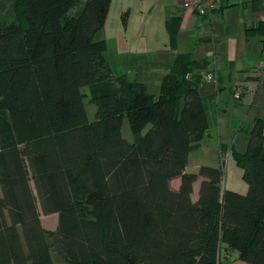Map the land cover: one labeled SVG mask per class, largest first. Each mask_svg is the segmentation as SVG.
<instances>
[{"label":"trees","instance_id":"16d2710c","mask_svg":"<svg viewBox=\"0 0 264 264\" xmlns=\"http://www.w3.org/2000/svg\"><path fill=\"white\" fill-rule=\"evenodd\" d=\"M9 1L12 15L0 16V264H221L224 245L264 264V118L244 152L230 150L246 192L223 188L224 160L186 170L213 125L215 97L200 93L209 58L176 51L181 17L167 21L176 55L156 95L116 74L108 41L96 39L112 0ZM246 31L264 34V22ZM231 78L213 76L219 90ZM40 207L58 214L56 228Z\"/></svg>","mask_w":264,"mask_h":264},{"label":"rangeland","instance_id":"374dc122","mask_svg":"<svg viewBox=\"0 0 264 264\" xmlns=\"http://www.w3.org/2000/svg\"><path fill=\"white\" fill-rule=\"evenodd\" d=\"M172 4H174L172 0H112L105 26L96 34V39H106L108 41L107 55L116 74L125 72L128 63L126 56L116 52L121 44L120 39L125 34L124 17L126 15L124 14L126 12L131 13V28L129 27L131 35L128 37L129 45L127 49L129 55L131 54L129 64H134L132 62L134 60L137 64L141 63V68L145 69L148 66H156L157 64L170 65L173 63L175 54L167 25L173 11L170 7ZM11 15V1L0 0V16ZM241 16L237 7H230L228 14L225 16L220 14L212 20V23L209 21L196 22L191 28L192 31L184 33L180 38L177 36L176 44L183 51L191 50L195 53L205 52L210 54L209 60L212 62L223 58L227 48L231 51L238 49L239 53L244 56H253L260 59L261 54L264 53V34L259 32L256 35H245L246 27L240 22ZM212 27L223 35L215 38L214 42L211 40L199 41L206 32L209 36L212 35ZM122 67H125V70H122ZM155 73L157 77V70L151 74L155 76ZM231 83V86L228 87L229 98L238 99L241 88L240 86L234 88ZM155 87L152 83L149 91L158 94L159 91ZM200 88L206 98L217 96L218 88L214 80L203 81ZM210 111L215 117V121L209 129L211 135L204 136L201 139L200 146L191 151L189 158L190 170L198 171L197 167H194L198 162L212 166L223 164L219 143H227L230 145V149L222 147L224 151L229 150L227 157L225 153L223 154L226 157L223 170V188L246 192L247 183L242 177V169L235 163L230 150L232 147L241 152L246 150L250 138V128L254 121H240L245 116V112L239 106L237 100L226 106L220 103L217 98L216 104H212ZM87 112L89 119H94L96 104L88 102ZM149 126L143 132H146ZM122 132L128 139L133 138L127 117L124 119ZM199 182L195 188V198H197ZM177 183V180H173V185L176 186ZM39 209L43 224L48 228H56L58 214H45L41 207ZM245 264L248 263L245 262Z\"/></svg>","mask_w":264,"mask_h":264},{"label":"crops","instance_id":"0c3cea01","mask_svg":"<svg viewBox=\"0 0 264 264\" xmlns=\"http://www.w3.org/2000/svg\"><path fill=\"white\" fill-rule=\"evenodd\" d=\"M172 1L174 4L170 5V7H172L173 9L171 16L177 14L181 17L180 27L178 30L179 38L184 33H188L192 31L191 28L193 27L194 24H196V22L204 23V22L209 21L210 23H212V20L220 16V14L224 16L228 14L230 7H234V6L237 7L239 14L242 15L240 17V22L244 24L246 29L250 27L258 26L261 22H264V5L260 1H259L260 2L259 5H255V3L258 0H229L224 5L220 6L217 10L213 11L210 16H201L194 11L183 9L181 6V0H172ZM129 27L131 28V13H128L127 22L125 23V27H124L125 34L120 39L121 44L116 51L118 54L122 56H126L128 58L126 70H125V67L121 68L122 70H125V72H122V73H126L129 79L131 80H138V81L144 82L147 85L148 89L150 85L154 83V85L156 86L155 89H158V91L160 92V87H161L163 78L170 70L172 64L170 65H167V64L158 65L157 64L156 66H148L145 69L141 68L142 67L141 63L137 64V62L134 60L132 61L134 64H129L130 57H131V54L129 55V50H127L128 45H129L128 37L131 35L129 33ZM212 31L213 32L211 36H209L206 32V34L203 35V37L200 38L199 41L211 40L214 42L215 38L223 35L221 34V32L214 30V28L212 29ZM245 32H246L245 35L249 36L247 34V31ZM256 34H259V32L253 35H256ZM176 51L191 52L195 58L211 57L210 54H206L205 52L195 53L194 51H191V50L183 51L179 47L177 48ZM176 51L174 50L175 55H176ZM223 56H224L223 58L217 61L212 62L210 60V64L208 65V71L210 72H208V74L213 77L217 73H230L231 72V75H232L231 84L234 86V88H236L237 86L244 88V92L242 94L241 99L240 100L234 99V100H237V102L239 103V106L243 108L245 112V116L240 121L251 122V121H254L255 118L257 117L264 118V84L261 83V80L258 78V77H261L260 75L262 73L261 66L264 64V53L261 54L260 59H257L253 56H244L240 54L238 49L231 51L227 48V51ZM156 70L158 71L157 77H156V73H155V76L151 74L152 72H156ZM150 75H153V76H150ZM210 80H214V82L217 83L215 79H210ZM217 88H218V84H217ZM228 89H229L228 87L223 88L222 90L218 89V93H217V96L215 97V101L211 102L210 107H212V104H216L217 98L220 103L226 106L232 101H234L233 99L229 98ZM152 93L156 94L155 92H152ZM200 93L202 96H204L203 93L201 92V88H200ZM214 121H215V117L213 116V122ZM210 135H211V132L210 130H208L204 136L207 137ZM219 146H220L219 147L220 154L223 156V160L225 162L229 150L225 153L226 155L225 157V155L221 153V148L224 146V148L230 149L229 147L230 145H228L227 143H219ZM189 158H190V154H189ZM201 165H203L202 162H198L197 164H195L194 167H197V169L199 170ZM190 169L191 168L189 167V159H188L186 170L195 171V170H190ZM174 180H177L178 185L180 184V178H175ZM198 181H201V178H199L195 182L194 188H196ZM199 186H200V182H199ZM221 264H245V261L239 259V260H234V261H224Z\"/></svg>","mask_w":264,"mask_h":264},{"label":"built area","instance_id":"2783aa9c","mask_svg":"<svg viewBox=\"0 0 264 264\" xmlns=\"http://www.w3.org/2000/svg\"><path fill=\"white\" fill-rule=\"evenodd\" d=\"M229 0H181V6L185 10H191L201 16H210L211 13L224 5ZM264 5V0H260ZM203 78L206 80L213 79L209 74L203 73ZM238 258V253L226 249L223 246L220 254L221 263L224 261H234Z\"/></svg>","mask_w":264,"mask_h":264}]
</instances>
